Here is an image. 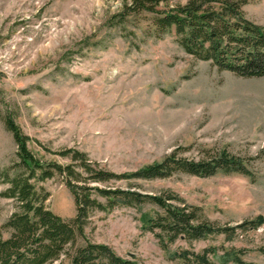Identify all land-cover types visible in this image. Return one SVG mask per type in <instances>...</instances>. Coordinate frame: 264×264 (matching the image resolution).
I'll return each mask as SVG.
<instances>
[{"label":"rangeland","instance_id":"obj_1","mask_svg":"<svg viewBox=\"0 0 264 264\" xmlns=\"http://www.w3.org/2000/svg\"><path fill=\"white\" fill-rule=\"evenodd\" d=\"M130 1L0 0V226L15 210L1 176L17 161L5 124L11 117L45 162L67 163L58 155L66 148L116 173L176 151L195 161L222 151L240 158L247 173L175 172L116 183L145 194L174 192L227 231L162 241L159 230L147 228L161 211L146 203L95 212L86 234L137 264H204L200 257L207 264H264V223L243 226L264 218V76L242 77L187 53L174 28L158 35L154 14L122 15ZM243 11L264 27V0H248ZM39 185L54 213L76 215L60 176Z\"/></svg>","mask_w":264,"mask_h":264},{"label":"trees","instance_id":"obj_2","mask_svg":"<svg viewBox=\"0 0 264 264\" xmlns=\"http://www.w3.org/2000/svg\"><path fill=\"white\" fill-rule=\"evenodd\" d=\"M170 1L132 0L122 15L152 13L158 35L174 28L187 53L242 77L264 76V27L245 16L243 6L248 0H189L183 5L158 9L161 4L168 6ZM5 124L18 150L17 161L1 173L9 184L3 196L15 201V210L0 226V264H137L86 234L95 212H109L123 205L149 203L158 207L161 212L149 220L147 228L159 230L162 241L165 237L169 242L179 237L200 240L227 231L210 221L201 207L188 204L174 192L145 194L116 183L127 180L135 185L132 181L164 178L175 172L200 176L219 171L247 173L243 161L226 151L198 161L178 157L176 151L162 162L133 173L107 170L87 153L72 148L58 152L68 159L67 163L45 162L30 150L28 137L11 117L5 119ZM56 176L66 182L73 194L74 217H62L47 205L50 193L39 184ZM263 223L264 218L258 217L243 226L257 227ZM199 259L208 263L203 257Z\"/></svg>","mask_w":264,"mask_h":264}]
</instances>
